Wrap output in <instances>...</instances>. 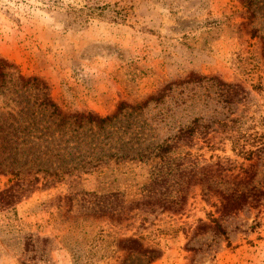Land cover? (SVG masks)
<instances>
[{
  "label": "rangeland",
  "instance_id": "rangeland-1",
  "mask_svg": "<svg viewBox=\"0 0 264 264\" xmlns=\"http://www.w3.org/2000/svg\"><path fill=\"white\" fill-rule=\"evenodd\" d=\"M0 59L14 65L0 87V190L12 169L62 173L0 211V264H264V199L219 218L189 186L179 212L134 207L165 144L198 167L252 165L264 185V0H0ZM46 97L69 118L41 110ZM83 112L112 118L70 117ZM181 129L191 141H175ZM234 140L262 150L243 161ZM84 193H119L124 212ZM208 213L227 240L196 231Z\"/></svg>",
  "mask_w": 264,
  "mask_h": 264
},
{
  "label": "trees",
  "instance_id": "trees-1",
  "mask_svg": "<svg viewBox=\"0 0 264 264\" xmlns=\"http://www.w3.org/2000/svg\"><path fill=\"white\" fill-rule=\"evenodd\" d=\"M243 5H249L252 0H238ZM12 63L4 59H0V87L5 76L4 69L13 67ZM26 83L38 81L37 78L20 77ZM209 80L218 81L219 85L225 88L227 95L232 89L241 91V87L237 84H227L216 78H209ZM237 91V90H236ZM237 94V93H235ZM229 97H235L229 96ZM147 102L142 104L145 107ZM38 107L43 110H51V114L61 116L60 120L63 123L69 116L60 111L59 107L48 99L44 98L39 102ZM136 108H140L137 107ZM78 124L87 122L90 124L103 125L110 121L112 116L101 117L92 112L74 113L70 115ZM192 130H180L175 136V141H191ZM187 138V139H186ZM238 140H234L232 151L240 157L243 161H251L254 156L261 152V148L254 147V150H247L244 144L239 146ZM186 143V142H185ZM172 145L165 144L160 147L157 154L160 163L154 167L153 179L149 186L146 187L147 194L140 201L134 204L135 208L158 206L162 211L179 212L185 205L189 186H198L200 195L204 202L211 208H214V213L220 217L229 216L242 210L245 206L257 207L264 199V185L259 187L255 185L253 180L254 172L253 166L248 165L241 170V173H234V167L227 165L222 159L216 161H202L201 166H197L195 160L191 161L192 155L189 152L180 155H169L172 153ZM179 155V156H178ZM242 166V163L240 164ZM5 188L0 190V211L12 209L23 200L29 198L35 193L40 186H53L61 181L62 173L59 171H45L38 175L39 171L34 173H23L19 169H12L7 172ZM249 186V187H248ZM248 187L247 190H245ZM89 197L88 202L92 198V202L100 205L99 201H106L111 199L112 203H116L108 210L109 216L114 215L119 219L122 215L123 206L120 204L121 197L119 193H109L107 195L98 196L95 193H84ZM219 218H215L212 213H208L207 221H199L196 231L210 230L216 235L225 237L227 235L225 229L219 224Z\"/></svg>",
  "mask_w": 264,
  "mask_h": 264
}]
</instances>
